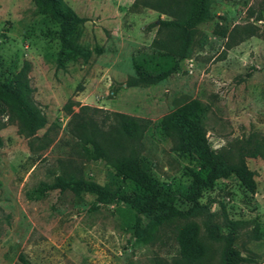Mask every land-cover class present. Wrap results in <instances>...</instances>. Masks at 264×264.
Listing matches in <instances>:
<instances>
[{
	"label": "rangeland",
	"instance_id": "rangeland-1",
	"mask_svg": "<svg viewBox=\"0 0 264 264\" xmlns=\"http://www.w3.org/2000/svg\"><path fill=\"white\" fill-rule=\"evenodd\" d=\"M64 1L86 22L77 41L84 52L60 62L57 25L32 0H0V75L28 63L32 101L46 121L27 137L0 111V264H20V255L31 264H219L222 246L205 236L201 218L184 216L191 204L181 197L168 220L142 219L136 231L124 204L53 185L64 174L112 185L114 170L87 156L89 136L78 125L116 146L106 113L149 123L140 158L158 185L176 193L195 163L162 134L166 116L196 103L211 148L230 158L252 133L264 138V0H210L211 18L199 25L190 58L157 85L135 88L124 84L147 53L149 71L171 64L151 49L167 16L134 8L135 0ZM81 107L90 109L80 115ZM246 164L254 192L229 177L204 191L200 204L222 233L236 235V250L252 261L243 264H264V162ZM185 237L195 247L192 263L181 252Z\"/></svg>",
	"mask_w": 264,
	"mask_h": 264
},
{
	"label": "trees",
	"instance_id": "trees-1",
	"mask_svg": "<svg viewBox=\"0 0 264 264\" xmlns=\"http://www.w3.org/2000/svg\"><path fill=\"white\" fill-rule=\"evenodd\" d=\"M39 14L50 18L57 25L59 60H67L84 51L77 46L85 19L80 18L64 0H32ZM141 6L151 9L168 19L158 21L157 38L151 45L152 54L171 62L157 71H149L151 57L135 63V75L129 77L125 86L135 88L157 85L178 70L179 64L190 58L198 27L211 18L210 0H135L134 8ZM29 64L15 73L0 75V111L7 112L19 123V129L27 137L34 136L45 125V117L32 101V89L28 77ZM88 107L80 108V115ZM76 115L74 119H78ZM111 120L115 138L120 144L114 146L98 137V130L79 123L89 136L91 150L87 156L94 161H102L114 170L111 186H100L81 177L64 174L53 185L55 189L70 190L95 196L100 203L118 201L127 206L136 216V231L142 219L160 224L173 216L172 205L177 197L191 204L184 216L201 218L205 236L222 246L219 264H243L252 262L236 250V235L224 234L215 223V215L207 205L200 204L204 191L213 188L220 179L235 177L249 192H254V175L248 169V159L260 158L264 162V138L252 133L241 142L232 158L214 151L206 137L203 113L196 103L182 107L166 116L160 123L162 134L173 142L174 150L195 163L189 170L190 182L178 193L168 186L158 185L145 166L138 152V141L148 129V122L116 113H106ZM74 122V121H73ZM78 130L79 127H76ZM89 128L91 130H87ZM99 138V139H98ZM128 143L127 147H124ZM192 241L185 237L182 255L186 261H195ZM20 264H31L23 255Z\"/></svg>",
	"mask_w": 264,
	"mask_h": 264
}]
</instances>
